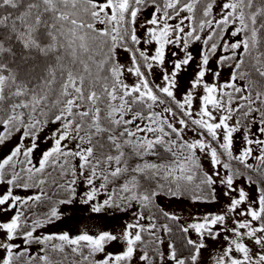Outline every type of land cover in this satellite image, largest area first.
<instances>
[{"label":"snow or ice","instance_id":"snow-or-ice-1","mask_svg":"<svg viewBox=\"0 0 264 264\" xmlns=\"http://www.w3.org/2000/svg\"><path fill=\"white\" fill-rule=\"evenodd\" d=\"M0 264H264V0H0Z\"/></svg>","mask_w":264,"mask_h":264}]
</instances>
